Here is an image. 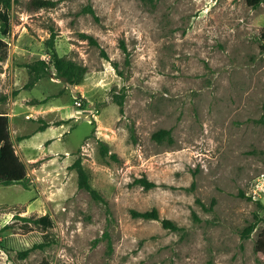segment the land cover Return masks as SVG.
I'll list each match as a JSON object with an SVG mask.
<instances>
[{
  "label": "rangeland",
  "instance_id": "374dc122",
  "mask_svg": "<svg viewBox=\"0 0 264 264\" xmlns=\"http://www.w3.org/2000/svg\"><path fill=\"white\" fill-rule=\"evenodd\" d=\"M55 1L33 10L17 0L5 37L0 113L11 131V118L27 122L18 137L47 128L14 141L29 187L0 185V264H264L255 253L264 231V1ZM89 4L99 21L81 12ZM52 30L59 56L87 68L76 94L53 67ZM37 60L50 73L26 89V64ZM160 129L172 143L153 138ZM102 142L119 161L101 154ZM79 157L107 205L79 189L70 168ZM142 177L157 186L145 189ZM154 208L159 220L132 214ZM46 213L51 224L35 222Z\"/></svg>",
  "mask_w": 264,
  "mask_h": 264
},
{
  "label": "trees",
  "instance_id": "16d2710c",
  "mask_svg": "<svg viewBox=\"0 0 264 264\" xmlns=\"http://www.w3.org/2000/svg\"><path fill=\"white\" fill-rule=\"evenodd\" d=\"M264 0H247L248 4L253 7H257ZM17 0H0V62L8 58V42L5 37H8L11 33V19H12V10L14 4ZM56 6L55 0H29V7L33 10H39L43 8H53ZM82 13H90L96 21H99V17L96 15L95 9L92 5H87L81 10ZM57 33L52 30L51 36L49 38V47L52 49V59L53 67L56 69L61 77L67 79L73 84H79L83 78L84 73L87 71L85 66L78 65L71 60H68L64 57L59 56L55 48V40ZM80 37L82 39H87L89 43L100 46L99 41L91 34L86 32H81ZM264 37V33H263ZM120 48L125 53V63L130 64V52L124 40L120 41ZM104 56L107 54L102 50ZM49 62L45 60H37L34 63L26 64V67L29 71V80L25 84V88H33L35 84L45 75L50 73L49 71ZM117 69H119L118 63L114 64ZM120 75H123L122 71L118 70ZM121 107V112H123V101H119ZM62 124V123H59ZM45 126H41L39 130H45ZM29 136L20 137L19 140L28 138ZM131 137L134 141L137 140L135 129H131ZM153 138L162 142L165 139H168L169 142H173L172 132L170 129H160L153 134ZM101 154L104 157H109L113 161H119L118 154L111 151L109 146L102 142L101 144ZM71 169L76 170L78 175V187L79 189L87 191L91 198L94 201L108 204L105 197L92 186L90 182V174L88 170L84 167L82 159L77 158L73 164L70 166ZM14 183H21L25 187H29V176L28 169L25 162L22 160L18 154L15 143L12 139L11 130H10V117L7 113H0V185H10ZM136 183H139L145 187V189H151L157 186L154 181L149 180L146 177H142L136 180ZM134 217H142L145 219H160V214L156 208L149 211H137L132 210ZM27 220V219H26ZM260 220L258 214H256L255 221L246 226L242 231V237L248 238L251 233L255 230L258 221ZM38 224H51L50 215L48 213L38 217L35 220ZM163 226L171 230L181 229L175 222L170 219H162ZM10 225H5L3 228L6 230L10 228ZM108 235V234H106ZM45 243L35 244L32 249L44 248ZM32 249H27L22 252V257H27ZM255 253L258 258L264 260V231L259 235L256 246ZM43 264H49L45 261Z\"/></svg>",
  "mask_w": 264,
  "mask_h": 264
},
{
  "label": "crops",
  "instance_id": "0c3cea01",
  "mask_svg": "<svg viewBox=\"0 0 264 264\" xmlns=\"http://www.w3.org/2000/svg\"><path fill=\"white\" fill-rule=\"evenodd\" d=\"M25 109V114H29L30 112H32V113H38L37 111L38 110H33V109H29V108H24ZM11 119H13V125H12V131H11V135H12V139H13V141H15V140H19V137H21L22 135H20L19 137L17 136V133H18V131H22V130H24L25 128H26V126H27V122L26 121H23V120H18V119H16V118H11ZM15 125V126H14ZM47 128V127H46ZM46 130V129H45ZM38 131H40V130H37V131H33V133H31V134H34V133H36V132H38ZM13 134H14V136H13ZM31 134L30 135H27V136H31ZM25 139V138H24ZM24 139H22V140H24ZM22 140H19V142L20 141H22ZM19 154V153H18ZM21 157V156H20ZM33 156L32 155H30V156H25V159L26 160H29V159H31ZM22 158V157H21ZM23 160V159H22ZM24 161V160H23ZM25 162V161H24ZM26 164V163H25Z\"/></svg>",
  "mask_w": 264,
  "mask_h": 264
},
{
  "label": "water",
  "instance_id": "95a60500",
  "mask_svg": "<svg viewBox=\"0 0 264 264\" xmlns=\"http://www.w3.org/2000/svg\"><path fill=\"white\" fill-rule=\"evenodd\" d=\"M67 86H68V88H70L72 90L73 94L78 93V88H77L76 84L67 83Z\"/></svg>",
  "mask_w": 264,
  "mask_h": 264
},
{
  "label": "built area",
  "instance_id": "2783aa9c",
  "mask_svg": "<svg viewBox=\"0 0 264 264\" xmlns=\"http://www.w3.org/2000/svg\"><path fill=\"white\" fill-rule=\"evenodd\" d=\"M75 105H77L79 108L83 105L82 100L79 98L75 100ZM262 185H264V182H261Z\"/></svg>",
  "mask_w": 264,
  "mask_h": 264
}]
</instances>
